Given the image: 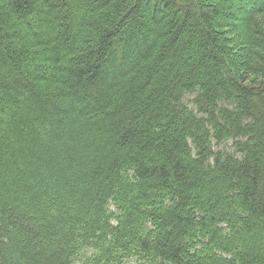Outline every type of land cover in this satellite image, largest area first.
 I'll return each instance as SVG.
<instances>
[{
  "label": "trees",
  "instance_id": "1",
  "mask_svg": "<svg viewBox=\"0 0 264 264\" xmlns=\"http://www.w3.org/2000/svg\"><path fill=\"white\" fill-rule=\"evenodd\" d=\"M133 257L264 264V0H0V264Z\"/></svg>",
  "mask_w": 264,
  "mask_h": 264
},
{
  "label": "rangeland",
  "instance_id": "2",
  "mask_svg": "<svg viewBox=\"0 0 264 264\" xmlns=\"http://www.w3.org/2000/svg\"><path fill=\"white\" fill-rule=\"evenodd\" d=\"M228 5V4H227ZM225 5L226 7H227V9H229L230 10V8H231V6L230 5ZM224 6V7H225ZM225 7V8H226ZM234 9H232L231 11H233V12H237L238 13V11L237 10H239V8L237 7V10H236V7H233ZM226 9V10H227ZM229 35L230 36H233V37H235L236 36V33H235V31H233V30H231L230 31V33H229ZM187 99H191L190 98V95H187ZM191 106H192V104H190ZM208 257H211L210 255H208ZM75 264H84L82 261H79V262H77V263H75ZM123 264H142L141 262H139L138 260H137V258H135V257H133V258H128L127 260H125L124 262H123Z\"/></svg>",
  "mask_w": 264,
  "mask_h": 264
}]
</instances>
